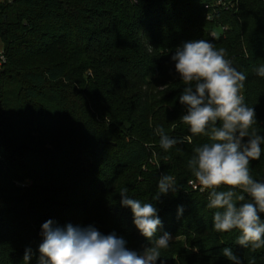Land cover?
<instances>
[{"label": "trees", "instance_id": "obj_1", "mask_svg": "<svg viewBox=\"0 0 264 264\" xmlns=\"http://www.w3.org/2000/svg\"><path fill=\"white\" fill-rule=\"evenodd\" d=\"M201 39L246 76L241 95L256 114L250 132L264 135V77L256 73L264 0H0V264H41L49 220L115 233L137 252L167 232L157 264H234L224 248L242 264H264V248L238 245L237 230L214 229L216 210L188 168L194 148L211 140L180 119L185 84L172 56ZM157 128L183 143L165 151ZM261 149L249 164L257 182ZM164 174L177 189L158 195ZM122 188L157 209L152 241L121 204Z\"/></svg>", "mask_w": 264, "mask_h": 264}, {"label": "clouds", "instance_id": "obj_2", "mask_svg": "<svg viewBox=\"0 0 264 264\" xmlns=\"http://www.w3.org/2000/svg\"><path fill=\"white\" fill-rule=\"evenodd\" d=\"M172 60L185 84L179 100L186 106L187 113L180 119L189 126L193 136L205 135L211 140L194 148L188 168L201 190L208 192L207 207L216 210L214 229L217 232L237 230L238 245L250 246L253 251L264 248V221L261 219L264 182L254 180L249 169L250 161L261 156L264 135L255 130L250 132L256 124V114L241 95L246 76L225 58L223 48L217 50L204 39L184 43ZM256 73L264 77V66L258 67ZM156 134L165 151L183 143V140L170 138L163 128H157ZM175 185L172 175H162L158 195L176 191ZM244 194L249 198L247 201ZM120 196L121 204L131 208L136 228L152 241L161 226L157 209L152 203L142 204L130 198L127 188L120 190ZM182 213L180 206L178 216ZM42 234L41 264H157L160 249L166 248L171 239L165 232L154 244L137 252L129 250L126 241L115 233L103 235L91 226L80 228L71 224L61 228L51 220L42 225ZM222 251L234 264H242L230 248ZM29 259L26 253L25 262Z\"/></svg>", "mask_w": 264, "mask_h": 264}, {"label": "rangeland", "instance_id": "obj_3", "mask_svg": "<svg viewBox=\"0 0 264 264\" xmlns=\"http://www.w3.org/2000/svg\"><path fill=\"white\" fill-rule=\"evenodd\" d=\"M222 27H217L215 30H214V33H217V35L221 32V29ZM3 50H4V45H3V43L1 42V40H0V55H1V53L3 52ZM1 57V56H0ZM1 61V60H0ZM0 64H1V62H0Z\"/></svg>", "mask_w": 264, "mask_h": 264}, {"label": "built area", "instance_id": "obj_4", "mask_svg": "<svg viewBox=\"0 0 264 264\" xmlns=\"http://www.w3.org/2000/svg\"><path fill=\"white\" fill-rule=\"evenodd\" d=\"M213 35L214 36H217V33H213ZM1 57H4V59H0L1 61V64H3V63H5L6 62V60H7V58H6V55H5V53H4V50H3V52L1 53V55H0ZM0 64V65H1Z\"/></svg>", "mask_w": 264, "mask_h": 264}]
</instances>
